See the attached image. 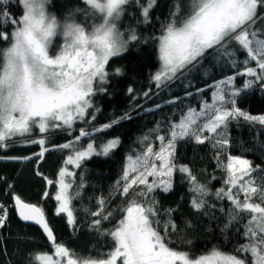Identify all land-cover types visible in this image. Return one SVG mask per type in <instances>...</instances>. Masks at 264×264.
Returning <instances> with one entry per match:
<instances>
[{
	"label": "snow or ice",
	"instance_id": "snow-or-ice-1",
	"mask_svg": "<svg viewBox=\"0 0 264 264\" xmlns=\"http://www.w3.org/2000/svg\"><path fill=\"white\" fill-rule=\"evenodd\" d=\"M8 2L0 0V16L12 27L11 32L6 28L0 30V44L8 45L0 48V149L8 147L10 140L15 142L19 137L21 142L39 144L41 150L34 155L42 159L51 150L46 147L47 134L65 126L71 128L75 120L84 119L86 110L93 107L92 96L96 91L104 90L95 87L94 82L106 81L105 66L110 58L125 52L130 41L140 42L135 28L128 25L122 31L118 25L126 8L138 0H81L85 7L70 10L62 19L49 12L51 0H16L22 15L9 18ZM156 2L147 0L146 4L139 5L143 22H148L149 12ZM76 13H81L84 19L78 20ZM57 37H62V44L55 43ZM157 40L160 67L152 77L157 87L176 79L190 66L195 67L209 50L229 57H234L237 51H246L244 64L252 60L256 67L244 69L243 74L254 79L246 80L243 87L249 88L255 80L264 87V0H174ZM235 62L233 59L232 63ZM116 73L120 74L121 70L116 69ZM232 79L229 76L216 83L213 103L202 105L199 111L189 108L178 123H172L166 143L164 136H157L156 139L161 141L158 151L149 144L135 159L128 158L129 164L123 170L125 183L119 193L127 203L117 209L121 219L114 228H103L102 222H110L113 216L111 212L103 214L106 210L103 209V198L99 201L102 210L91 213L90 227L98 236L110 238L111 243L107 246L111 250L102 252L93 248L96 256L85 257L70 252L63 244L54 243L57 256L67 257L66 264H249L250 254L251 264H264V184L257 186L252 179L260 166L254 168L250 160L240 156L229 155L226 164L219 159L220 152L229 144L226 130L231 120L243 118L264 125V115H250L237 106L234 97L241 89L229 91L223 87L231 85ZM201 117L206 120L202 125L198 123ZM110 126L104 125L105 128ZM34 130L45 135L25 140ZM205 130L214 135L202 136ZM88 135L81 130L75 139L78 141ZM185 138L194 139L198 144L213 141V147L218 149V166L226 173L225 187L217 189L215 196L218 200L230 202L227 210L229 223L239 222L245 215L249 217L244 225L246 242L234 246L230 252L213 246L205 254L193 258L189 252L169 246V236L178 230L172 219L175 209L161 213L153 193L157 189L169 192L173 187V172L178 170L187 174L192 193L190 205L197 212L208 206L206 197L210 195L207 184L200 183L188 166L181 165L177 169L174 162L176 145ZM118 143V139L110 140L101 146L99 152L92 143L83 150H75L72 142L59 147L74 149V154H70L65 163L80 167L85 158L94 153L107 155ZM130 171L137 173L131 179ZM73 175L67 167L59 170L58 191L54 197L58 202L57 214H66L69 224L74 223L72 201L76 197L69 192L72 186L65 182V177ZM148 177L152 180L149 181ZM134 185L140 187L131 192V199H128ZM240 193H243V199ZM253 197L260 202H254ZM13 199L20 219L40 225L47 239L54 242L44 210L24 202L19 196ZM0 213L2 227L6 224L7 210L0 206ZM162 215L167 219L162 221ZM161 223L163 234L159 230ZM36 261L62 264V261L40 254L35 255L30 264Z\"/></svg>",
	"mask_w": 264,
	"mask_h": 264
},
{
	"label": "trees",
	"instance_id": "trees-1",
	"mask_svg": "<svg viewBox=\"0 0 264 264\" xmlns=\"http://www.w3.org/2000/svg\"><path fill=\"white\" fill-rule=\"evenodd\" d=\"M146 2L138 0V3L128 6L118 21L122 31L128 25L135 28L140 42L130 41L125 52L110 58L105 66L108 73L106 81H96L95 84V87H103L104 90L96 91L92 96L93 107L86 110L85 118L75 120L71 128L65 126L63 129L51 130L47 134L46 144L51 150L42 159L34 155L41 150L39 144L21 142L19 137L15 142L10 140L8 147L0 149V206L7 210L6 224L0 227V264H30L35 255L52 252L54 243L63 244L78 256L95 257L93 248L102 252L110 251L111 247L107 246L111 243L110 238L98 236L90 227L93 220L91 213L102 210L99 201L103 198V209H106L103 214L111 212L113 216L110 222L103 221L102 226L104 229L114 228L121 219L117 209L127 203L119 193L125 183L123 170L129 164L128 158L131 156L135 159L149 144L158 151L161 141L156 137L164 136L166 143L172 123H178L189 108L199 111L202 106L200 102L210 99L211 83L233 76L241 88L234 97L237 106L250 115H264V87L260 86V81L255 80L249 88L243 87L246 80L254 79L243 74L244 69L253 63L249 60L244 64L246 51H237L234 57H229L209 50L195 67L190 66L176 79L157 87L152 80V74L159 66L157 37L161 34L162 24L169 18V9L174 0H157L149 12L147 23L143 22L139 7ZM6 7L10 10L9 18L22 15L16 0H9ZM84 7L81 0H51L48 10L62 19L70 10ZM76 16L78 20L84 19L81 13H76ZM5 28L8 32L12 31L11 25L5 24L3 16H0V30ZM55 43L62 44V39L55 38ZM7 46L0 44V48ZM233 59L235 64L232 63ZM116 69H120L121 73L117 74ZM129 89L132 91L129 92ZM113 120L117 123L113 124ZM205 122L203 117L198 120L201 125ZM104 125L111 126L105 128ZM81 130L89 135L77 141L75 137L80 135ZM43 135L34 130L25 140H34ZM213 135L207 130L202 133V136ZM226 135L229 144L220 152L219 159L224 164L229 155L250 160L254 168L260 166L252 177L255 185L264 184V125L243 118L231 120ZM114 137L119 138L114 149L107 155L93 154L85 158L80 167L65 163L66 158L74 154V149L59 147L72 142L75 150H79L88 143L99 146ZM217 151L212 140L198 144L194 139L185 138L176 145L174 162L177 169L181 165L188 166L198 181L207 184L210 190L205 209L197 212L190 205L192 193L189 191L187 174L178 170L173 172V187L169 192L157 189L153 193L161 213L166 209H175L172 219L178 225V230L169 236V246L189 252L193 258L205 254L213 246L230 252L234 246L246 242L244 225L249 217L245 215L239 222L229 223L227 210L230 202L227 199L218 200L215 196L217 189L225 187L223 181L226 175L224 168L218 166ZM25 156L32 158L11 159ZM62 167L71 168L74 173L67 177L72 186L69 192L76 197L72 201L73 224L68 223L66 214L56 212L58 202L54 199V193ZM136 174L130 171L129 179ZM148 179L151 181L152 177ZM81 184L83 187H79ZM139 187L133 186L128 199H131V192L137 191ZM76 193L79 195L76 196ZM14 196L44 210L54 235L53 243L47 242L36 227L19 221L13 207ZM240 198L243 199V193H240ZM253 201L260 202L256 197H253ZM165 219L167 217L162 215L161 220ZM159 230L163 234L162 223ZM35 264L40 262L36 261Z\"/></svg>",
	"mask_w": 264,
	"mask_h": 264
},
{
	"label": "rangeland",
	"instance_id": "rangeland-1",
	"mask_svg": "<svg viewBox=\"0 0 264 264\" xmlns=\"http://www.w3.org/2000/svg\"><path fill=\"white\" fill-rule=\"evenodd\" d=\"M89 24H91V23L89 22ZM60 38L62 39V37H60ZM62 42H63V39H62ZM157 42H158V41H157ZM218 57H219V55H218ZM215 58H216V57H215ZM207 65H208V64H207ZM207 65H206V66H207ZM159 67H160V64H159L158 68H159ZM158 68L153 72L152 77H153V75L157 72ZM95 84H96V81L94 82V86H96ZM113 139H118V140H119V138L114 137V138H111V139L106 140L105 142H103V143L100 144L99 146H94V145H93V147H94V149L96 150V152H99V150H100V148H101L102 145L106 144L108 141L113 140ZM86 147H87V146H86ZM86 147L83 148V149H86ZM83 149H79V150H83ZM94 154H95V153H94ZM68 170H69L70 172H73V170H72L71 168L68 169ZM68 178H69V177H68ZM68 178L65 177V182H66V183H69ZM57 191H58V186H57ZM57 191L54 193V197H55ZM40 255H48V256L52 257V259H53L54 261H55V260L62 261V264H66V261H67V257H59V256L56 255V253H55V249H54V246H53V250H52V252H50V253H41Z\"/></svg>",
	"mask_w": 264,
	"mask_h": 264
},
{
	"label": "crops",
	"instance_id": "crops-1",
	"mask_svg": "<svg viewBox=\"0 0 264 264\" xmlns=\"http://www.w3.org/2000/svg\"><path fill=\"white\" fill-rule=\"evenodd\" d=\"M252 61V60H251ZM253 63H252V65H250V67H256V62L255 61H252ZM258 72H259V70H257ZM244 72V71H243ZM232 78H233V76H231ZM223 80H226V79H221V80H218V81H216V82H213V83H211V85H212V87H211V91L209 92V94H210V99H208L207 101H201L200 102V104L201 105H204V104H211V103H213V92L216 90L215 89V85H216V83L217 82H219V81H223ZM224 88H226V89H228L229 91H231L232 89H236V88H239V89H241L240 88V83H238V81L237 80H234V79H232V84L231 85H224L223 86ZM239 94V93H238ZM237 94V95H238Z\"/></svg>",
	"mask_w": 264,
	"mask_h": 264
},
{
	"label": "water",
	"instance_id": "water-1",
	"mask_svg": "<svg viewBox=\"0 0 264 264\" xmlns=\"http://www.w3.org/2000/svg\"><path fill=\"white\" fill-rule=\"evenodd\" d=\"M24 202H25V201H24ZM26 203H28V202H26ZM30 204H31V203H30ZM13 207H14L15 213H16V215H17V218L19 219V221H20L21 223H23V224H27V225H32V226L36 227L37 229L40 230V232L42 233V235L44 236V238H45V240H46L47 242H49V243H53V241H49V240L47 239V234L43 231V228H42L40 225L36 224L34 221H24V220L20 219V217H19V215L17 214V211H16V207H15V201H14V199H13ZM45 220H46V218H45ZM46 222H47V220H46ZM47 224H48V222H47ZM48 226H49V225H48ZM49 228H50V227H49ZM53 236H54V235H53Z\"/></svg>",
	"mask_w": 264,
	"mask_h": 264
},
{
	"label": "built area",
	"instance_id": "built-area-1",
	"mask_svg": "<svg viewBox=\"0 0 264 264\" xmlns=\"http://www.w3.org/2000/svg\"><path fill=\"white\" fill-rule=\"evenodd\" d=\"M0 214H2V213H0Z\"/></svg>",
	"mask_w": 264,
	"mask_h": 264
}]
</instances>
